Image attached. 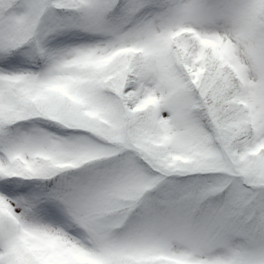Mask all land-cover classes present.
<instances>
[{"label": "snow or ice", "instance_id": "snow-or-ice-1", "mask_svg": "<svg viewBox=\"0 0 264 264\" xmlns=\"http://www.w3.org/2000/svg\"><path fill=\"white\" fill-rule=\"evenodd\" d=\"M0 264H264V0H0Z\"/></svg>", "mask_w": 264, "mask_h": 264}]
</instances>
